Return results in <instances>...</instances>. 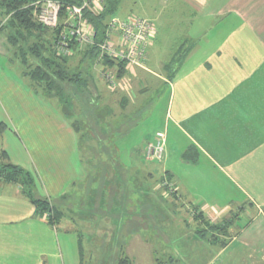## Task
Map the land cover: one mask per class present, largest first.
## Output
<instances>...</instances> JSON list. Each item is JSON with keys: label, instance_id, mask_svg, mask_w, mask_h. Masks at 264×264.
<instances>
[{"label": "crops", "instance_id": "crops-1", "mask_svg": "<svg viewBox=\"0 0 264 264\" xmlns=\"http://www.w3.org/2000/svg\"><path fill=\"white\" fill-rule=\"evenodd\" d=\"M158 4L149 20L152 24L163 20L167 9L170 26L183 28L181 45L169 60L181 52L171 73L165 75L164 66L158 67L159 72L146 68L135 73L142 76L138 84L144 89L164 87L165 114L155 134L163 136L165 148L177 150L178 158L169 162L170 151H165L168 167L158 177L167 176L180 199L200 208L198 224L218 225L241 205L249 212L247 223L234 234L199 236L195 230L179 241L187 245L185 253H198V263L264 264V0H159ZM157 37L154 28L147 67ZM8 60L0 40V162L29 173L35 195L56 208L87 179L80 136L58 102L37 92ZM95 79L93 84H102ZM114 148L113 155L121 161L117 160L116 171L132 167L143 171L142 177L146 170L147 178H153L154 170H144L143 155V163L135 159L133 164L131 159L130 168L123 165L121 157H132L135 146L123 148L124 155ZM183 151H192L195 160H183ZM122 173L116 175L120 208L124 194L127 197L123 185L127 176ZM133 182L136 185L137 179ZM135 200L139 202L138 197ZM57 228L40 217L19 185L0 182V264H81L73 256L65 261L64 251H80V243L75 244L68 231L61 237ZM142 230L136 228L125 239L143 235ZM232 230L228 224L226 232Z\"/></svg>", "mask_w": 264, "mask_h": 264}, {"label": "rangeland", "instance_id": "rangeland-1", "mask_svg": "<svg viewBox=\"0 0 264 264\" xmlns=\"http://www.w3.org/2000/svg\"><path fill=\"white\" fill-rule=\"evenodd\" d=\"M158 3L159 0H118L114 8L115 16L122 20L138 17L152 21L155 6H159ZM27 7L34 15L35 5L31 3ZM167 13L168 10L165 9L164 19L158 23L152 24L149 21L158 34V42L152 50L153 59L150 65L147 67V55L149 48L152 47V42L147 48L146 57L141 67L121 64L124 74L118 76L115 73L116 86L113 90H110L107 83L99 76L100 67L96 64L91 66L88 74L92 76L93 80L98 77L102 84L96 83L97 87L95 84L94 87L91 86L90 93L85 89L79 92L77 88L67 87L64 89L62 85H59L61 93H58L62 97L59 99L57 91L44 93L45 83L41 82L38 85L36 80L31 81L35 90L58 102L65 116L79 131L81 157L87 170V179L79 189L69 192L59 205L54 207V212L59 215L56 226L60 236H65L66 231L71 232L75 244L79 240L81 245L80 251L76 246L72 252L64 251L65 261L73 256L81 260V264H121L120 262L124 259L127 264H150L151 260L154 261L153 264H207L198 263L200 257L196 251L195 253L189 251L185 253L183 247L187 245L179 239L185 235L191 236L195 230L199 236L201 234L211 236L213 233L234 234L236 228L241 227L248 220V209L245 205H241L236 207L235 212L218 225L198 224L199 216H201L200 208L180 199L167 176L162 174L160 178L158 177V174L168 167L163 160L165 151L166 153L170 151L169 162H175L178 158L177 150L173 149L172 151L169 146L164 147L160 162L147 160L143 154L145 152L143 148L147 144L155 145L158 140L155 130L158 129V124L161 123L165 114V94L163 86L157 89L147 88L148 91L142 88V85L138 83L139 79L141 78L143 81V78L140 74L135 76V73H138L139 70L143 73L142 71H145L146 68L159 72L158 67L164 66L163 68H166L167 72L163 71V73L167 75L177 66L180 51L173 60L171 59V62L169 60L181 45L183 28H181L182 26L177 28L170 26L169 21L171 20H168L170 14ZM95 15H99V12L97 11ZM8 18L9 16L5 17L3 13L0 14L1 44L7 51L8 61L14 64L22 75L29 77L28 75L36 67L43 69L44 65L30 56L27 57L24 64L20 55L16 54L17 48L22 46V43L17 42L14 46L10 45L9 38L16 37L15 31L13 29L1 30ZM187 46L185 45V48ZM158 63L161 64L158 65ZM81 66L78 59L71 60L69 63L71 70H75L77 67L78 70ZM134 70L137 72L132 73ZM112 71L116 70L112 69ZM83 76L87 79V74L83 73ZM148 78L151 79L150 76ZM141 83L143 84V82ZM93 94L96 98L93 97ZM106 112H110V115L107 116ZM105 120H112V124L111 122L106 124ZM160 131H164V129H160ZM132 146H135L133 154L131 153L133 156L121 157L123 165L130 168L131 159L133 164L135 159L138 163L145 161L144 170L147 168L154 170L153 178H147L146 170L144 171L145 177H142L143 171L132 167L125 172L122 169L123 173L116 171L115 165H119L121 161L118 156L113 155V148L115 147L117 153L118 148L123 150L125 147ZM184 152L186 151L182 153L184 154ZM121 154H125L124 150L121 151ZM142 155L144 161H142ZM117 160L120 162L118 163ZM119 172L127 176L126 184L123 183L126 187L127 197L124 194L125 203L121 205L122 210L119 202L122 198L120 182L116 179ZM135 178L137 179L136 185L133 182ZM137 197L138 203L135 200ZM135 210L138 213H135ZM48 215L45 213L43 218L48 220ZM238 218L243 220L237 223ZM228 224L233 225L234 230L226 232ZM136 228L143 229L141 232L144 236L138 233V236L126 240L125 238L130 236V232L133 233ZM140 238H142V242H139ZM130 239L136 241L130 243ZM126 246H128L129 252H127ZM204 258L202 256V259ZM192 259H195L196 262L185 263Z\"/></svg>", "mask_w": 264, "mask_h": 264}, {"label": "trees", "instance_id": "trees-1", "mask_svg": "<svg viewBox=\"0 0 264 264\" xmlns=\"http://www.w3.org/2000/svg\"><path fill=\"white\" fill-rule=\"evenodd\" d=\"M36 1L40 0L0 1V14L2 15L3 13L5 17L9 16L7 23L1 28V30L4 29L8 31L13 29L15 31L14 33L16 37L9 38L10 45L14 46L17 44V42L22 43V46L17 48L16 54L20 55V58L23 59L24 64L26 63L25 60L27 57L30 56L36 60H39L40 63L44 65L43 69H41V67H36L35 70L28 75L29 77L26 78H28L30 82L32 80H36L38 85H40L41 82L45 83V86L41 85L44 88V93L48 91L50 93L57 91V97H59V99H62V97L59 95V93H61V91H59V85H62V88L64 89H67V87L75 89L77 88L79 92L85 89L86 92L90 93L91 91L89 90L91 86L94 87V81L88 72L92 64L96 63V49L86 47L82 51L68 57L57 55L56 51L53 50V44L56 40L58 31L47 29L37 23L33 19L31 9L27 7L29 4H33ZM55 1H59L63 4L70 3L78 5L76 0ZM117 1L118 0H106L102 11L99 12V15L92 14L88 11L84 12L83 17L85 21L94 28L95 38L97 41L101 39L106 21L110 17L114 16V8ZM75 56L80 57L81 60L79 61V65L81 64L82 66L78 70V67L75 70H71L69 68V63L72 57L74 58ZM99 64L106 70L115 69V73L118 76H120V74H124V68L121 64H115L114 62L105 59L102 60V62H99ZM83 73L87 74V79H85ZM32 82L31 85L34 89H36ZM36 91L39 92L38 90ZM93 97L96 98L94 94ZM72 126L79 133L73 123ZM183 160L194 161L195 157L191 155V152L185 153L183 155ZM0 182L19 185L26 197L36 207L37 213L40 215V217H43L45 213H48V224L50 226H55L57 224V219H59L58 213L54 212V207L47 200L39 198L35 195V185L29 173L18 167L8 164L5 161H2L0 162ZM79 248H81V245ZM120 263L127 264V261L124 259Z\"/></svg>", "mask_w": 264, "mask_h": 264}, {"label": "built area", "instance_id": "built-area-1", "mask_svg": "<svg viewBox=\"0 0 264 264\" xmlns=\"http://www.w3.org/2000/svg\"><path fill=\"white\" fill-rule=\"evenodd\" d=\"M76 4H63L55 0H40L33 3L36 11L34 20L43 27L57 30L53 50L62 57L72 56L86 47L97 51L96 65L99 76L110 90L116 86L112 69L102 68L99 62L110 60L115 64L141 67L146 51L154 35L153 25L144 19L110 17L104 27L101 39L95 38L94 28L85 21L83 14L101 12L106 0H76ZM155 145L147 144L145 158L161 161L164 153V138L158 134ZM46 219V218H45Z\"/></svg>", "mask_w": 264, "mask_h": 264}]
</instances>
